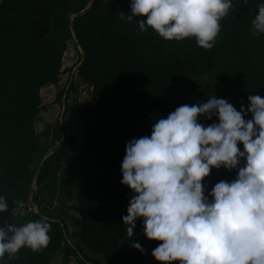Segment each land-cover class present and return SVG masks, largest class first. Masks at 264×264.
<instances>
[{"label":"trees","instance_id":"obj_1","mask_svg":"<svg viewBox=\"0 0 264 264\" xmlns=\"http://www.w3.org/2000/svg\"><path fill=\"white\" fill-rule=\"evenodd\" d=\"M261 3H234L219 22L213 48L205 50L195 38L168 41L150 28L142 32L137 20L146 17H126L130 0H0V196L8 204L0 226L19 227L21 220L41 218L51 225L46 247L38 252L22 248L15 257L6 254L0 264H53L61 251L77 264H158L151 252L160 242L147 240L142 220L132 236L122 222L133 195L121 184L126 143L150 136L159 117L214 94L237 111L242 104L247 109L249 95L264 98V34L254 33L252 24ZM70 41L82 52L76 75L92 88L77 113L84 122L82 143L57 126L54 140L62 143L36 173L30 165L40 92L60 82ZM200 119L206 126L218 122L216 117ZM245 119H252L251 114ZM62 165L76 185L78 216L71 219V233L61 216L15 211L30 197L38 199L51 169ZM236 175L235 169L213 168L203 182L205 195ZM38 200L40 209L43 201ZM73 240L103 261L86 257ZM135 240L142 252L131 246Z\"/></svg>","mask_w":264,"mask_h":264},{"label":"clouds","instance_id":"obj_2","mask_svg":"<svg viewBox=\"0 0 264 264\" xmlns=\"http://www.w3.org/2000/svg\"><path fill=\"white\" fill-rule=\"evenodd\" d=\"M247 2L130 0L126 17H146L137 20L142 32L150 28L168 41L195 38L208 50L234 3ZM252 24L254 33L264 34V3ZM248 101L239 111L215 94L181 105L159 117L150 136L126 143L121 184L133 195L122 222L132 236L142 220L147 240L160 242L151 252L158 264H264V98L249 95ZM249 113L252 119H245ZM200 117L218 122L206 126ZM213 168L237 175L205 195L203 182ZM6 201L0 196V213ZM50 228L46 218L0 226V259L22 248L40 251L50 242ZM131 246L143 251L136 240Z\"/></svg>","mask_w":264,"mask_h":264},{"label":"rangeland","instance_id":"obj_3","mask_svg":"<svg viewBox=\"0 0 264 264\" xmlns=\"http://www.w3.org/2000/svg\"><path fill=\"white\" fill-rule=\"evenodd\" d=\"M81 56L82 52L75 47V41H70L62 58L60 82L56 86L47 85L40 92L42 110L34 119L36 152L30 165V168L36 173L43 161L62 143V140H54L57 126H60L68 135L74 136L79 143H82L84 122L78 118L77 113L84 108L90 94L87 93L86 85L80 82L76 75V68ZM71 86L72 88H70ZM57 95H61L59 102L55 100ZM50 172V177L45 186L47 188L37 193L35 188L32 190V194L36 193L38 199L43 201L38 211L46 215L61 216L66 222L69 233H71L75 230L71 219L78 216L75 199L76 185L68 176L67 169L63 165L58 169L52 168ZM38 199L32 197L31 204L37 206ZM54 200L58 205H53ZM15 211L17 212V210ZM25 223L24 219L18 224L21 226ZM73 243L81 245L78 240H73ZM81 249L86 257L103 261L100 256L91 254L82 245ZM52 263L77 264L73 258L66 259L62 251L53 258Z\"/></svg>","mask_w":264,"mask_h":264},{"label":"built area","instance_id":"obj_4","mask_svg":"<svg viewBox=\"0 0 264 264\" xmlns=\"http://www.w3.org/2000/svg\"><path fill=\"white\" fill-rule=\"evenodd\" d=\"M91 90H92V88H87V93L90 94ZM33 189H35L34 186L32 187V190ZM30 201H31V198H29L28 204H26L25 206L18 205L16 210L22 212L23 214H25V213L37 214L38 213V206L32 205ZM53 205H58L56 200L53 201Z\"/></svg>","mask_w":264,"mask_h":264},{"label":"water","instance_id":"obj_5","mask_svg":"<svg viewBox=\"0 0 264 264\" xmlns=\"http://www.w3.org/2000/svg\"><path fill=\"white\" fill-rule=\"evenodd\" d=\"M80 50V49H79ZM81 51V50H80Z\"/></svg>","mask_w":264,"mask_h":264}]
</instances>
